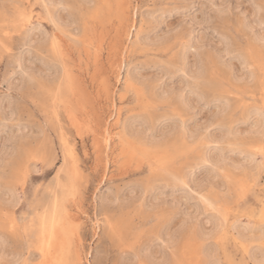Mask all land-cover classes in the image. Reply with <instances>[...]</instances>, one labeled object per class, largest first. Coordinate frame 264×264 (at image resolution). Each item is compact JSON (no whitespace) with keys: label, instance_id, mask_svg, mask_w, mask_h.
<instances>
[{"label":"rangeland","instance_id":"obj_1","mask_svg":"<svg viewBox=\"0 0 264 264\" xmlns=\"http://www.w3.org/2000/svg\"><path fill=\"white\" fill-rule=\"evenodd\" d=\"M262 114L264 0H0V264H264Z\"/></svg>","mask_w":264,"mask_h":264},{"label":"bare ground","instance_id":"obj_2","mask_svg":"<svg viewBox=\"0 0 264 264\" xmlns=\"http://www.w3.org/2000/svg\"><path fill=\"white\" fill-rule=\"evenodd\" d=\"M123 1V0H122ZM128 1V0H127ZM123 3V2H122ZM126 4V3H125ZM132 4V3H131ZM117 5V4H116ZM134 7V6H133ZM118 8V7H117ZM120 8H123V7H120ZM135 8V7H134ZM119 9V8H118ZM118 9H117V12H118ZM136 9V8H135ZM122 10V9H121ZM134 11V10H133ZM124 12H120V14H122ZM119 14V13H118ZM131 14V13H130ZM102 15V14H101ZM53 16V15H52ZM98 16V14H97ZM117 17V16H116ZM131 18V17H130ZM114 19V18H113ZM52 21V20H51ZM118 21V20H117ZM131 21V20H130ZM103 24V23H102ZM104 25V24H103ZM134 25V24H133ZM133 32V31H131ZM124 43V42H123ZM126 43V42H125ZM129 43V42H128ZM111 46V45H110ZM57 48V47H56ZM66 48V47H65ZM56 52V50H55ZM128 52V51H127ZM131 52V51H130ZM121 57V56H120ZM119 60V59H118ZM67 63V62H66ZM113 65V64H112ZM22 67V66H21ZM82 72V71H81ZM69 74V73H68ZM102 75V74H101ZM68 76V75H67ZM82 78V77H80ZM32 79V78H31ZM72 81V80H70ZM55 82V81H54ZM79 82V81H78ZM52 83V82H51ZM28 86V85H27ZM87 86V85H86ZM84 88V87H83ZM115 89V88H114ZM78 93V92H77ZM81 93V92H80ZM68 95V94H67ZM71 95V94H70ZM55 97V96H54ZM95 114V113H94ZM118 116V115H117ZM59 117V116H58ZM118 118V117H117ZM74 127V126H73ZM123 127V126H122ZM21 128V127H20ZM123 129V128H122ZM110 132V131H109ZM118 132V130L116 131ZM82 133V132H81ZM123 133V132H122ZM80 134V133H79ZM78 134V135H79ZM104 134V133H103ZM107 136L109 137V134H107ZM106 135L104 136V146L107 148L109 147V138L107 137ZM128 137V136H127ZM101 142V141H100ZM97 143V142H96ZM99 145V143H98ZM101 149V148H100ZM126 150V149H125ZM146 150V149H145ZM98 151L99 148H98ZM104 151V150H103ZM129 151V150H128ZM187 151V150H186ZM72 152V151H71ZM102 152V150H101ZM104 153V152H102ZM130 155V154H129ZM143 157V156H142ZM140 160V159H139ZM129 162V161H128ZM100 163V162H99ZM138 164V163H137ZM160 164V163H159ZM28 169V168H27ZM61 171V170H60ZM106 171V169H105ZM72 172V171H71ZM107 172V171H106ZM28 173V172H27ZM60 186V185H59ZM56 188V187H55ZM11 190V189H10ZM67 191V190H66ZM208 198V197H207ZM203 200V198H202ZM205 201V200H204ZM209 202V200H208ZM55 203V201H54ZM206 203V201H205ZM211 204V203H210ZM67 205V204H66ZM207 205V204H206ZM209 206V204H208ZM54 208V206H53ZM52 208V209H53ZM58 208V207H57ZM56 211V208L54 209ZM65 210V209H63ZM67 210V209H66ZM53 211V210H52ZM66 212V211H65ZM64 212V214H65ZM59 213V210L58 212H56V214ZM67 213V212H66ZM69 213V212H68ZM62 214V213H61ZM62 214V215H64ZM51 215V214H50ZM55 215V214H54ZM57 216V215H55ZM48 217V216H46ZM52 217V216H50ZM63 217V216H62ZM65 217V216H64ZM68 217V216H67ZM49 218V217H48ZM47 218V219H48ZM70 218L69 217V223L72 222L70 221ZM43 219V217H42ZM64 219V218H63ZM73 219V218H72ZM50 220V218H49ZM74 220V219H73ZM43 221V220H42ZM65 221V220H64ZM45 223V221H44ZM48 224L47 225H44L42 226L41 228V231H40V238H41V243H40V246H39V252H40V256L42 258V262L40 263L39 261H41V259L38 261L39 264H63L64 262V243L61 242L63 241V238L65 240V237H61V233H64L66 231V228L67 226L65 225V223H63V221H60V220H57V218H52L49 222H47ZM74 224V222H72ZM43 225V224H42ZM28 229V228H27ZM69 232V231H68ZM65 236V235H64ZM69 236V235H68ZM260 237V236H259ZM67 238V237H66ZM3 241V240H2ZM76 248V247H75ZM78 252V251H76ZM140 257V256H139ZM84 261V260H83ZM264 261V260H263ZM88 262V260H87ZM82 263V262H81ZM259 263V262H257ZM263 263V262H261Z\"/></svg>","mask_w":264,"mask_h":264},{"label":"snow or ice","instance_id":"obj_3","mask_svg":"<svg viewBox=\"0 0 264 264\" xmlns=\"http://www.w3.org/2000/svg\"><path fill=\"white\" fill-rule=\"evenodd\" d=\"M45 6H47V5H45ZM241 59H242V57H241ZM262 119H264V114H262Z\"/></svg>","mask_w":264,"mask_h":264}]
</instances>
